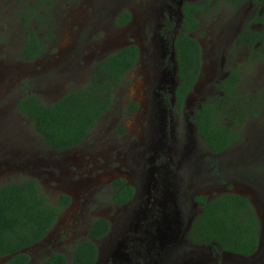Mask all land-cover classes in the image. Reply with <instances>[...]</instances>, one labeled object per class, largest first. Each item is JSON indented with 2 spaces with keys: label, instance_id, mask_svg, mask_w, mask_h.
I'll list each match as a JSON object with an SVG mask.
<instances>
[{
  "label": "rangeland",
  "instance_id": "1",
  "mask_svg": "<svg viewBox=\"0 0 264 264\" xmlns=\"http://www.w3.org/2000/svg\"><path fill=\"white\" fill-rule=\"evenodd\" d=\"M39 1L0 0V186L32 177L51 198L67 193L73 202L48 236L25 250L30 264L54 252L71 259V246L87 238L97 217L110 220L112 229L95 241L96 264H264V104L243 122L242 139L218 155L192 122L201 103L222 95L218 85L231 70L242 75L243 96L264 92V59L248 63L251 47L236 42L258 5L224 2L197 14L200 26L190 35L202 47V70L178 110L173 40L183 4L202 0H42L48 2L46 10L39 9L45 23L33 18L29 27L47 50L27 61L21 57L27 29L21 13ZM126 10L130 21L117 24ZM168 19L175 24L171 29ZM130 44L139 46L140 58L119 86L113 107L83 143L64 151L47 148L18 111L17 100L33 93L53 103L88 84L100 60ZM131 102L139 103L138 111H128ZM119 177L137 190L136 199L125 205L110 199L111 183ZM228 190L249 196L261 220L260 248L251 257L189 238L200 212L196 192L214 198Z\"/></svg>",
  "mask_w": 264,
  "mask_h": 264
},
{
  "label": "trees",
  "instance_id": "2",
  "mask_svg": "<svg viewBox=\"0 0 264 264\" xmlns=\"http://www.w3.org/2000/svg\"><path fill=\"white\" fill-rule=\"evenodd\" d=\"M248 1L256 3L258 10L236 42L251 47L248 63H254L264 59V0H202L183 4L179 33L173 41L180 77L176 89L180 107L202 70V47L197 38L190 35L200 26L197 14L212 11L215 4L225 2L240 6ZM47 3L40 0L21 13L27 28L21 50L24 60H36L47 50L38 31L29 27L33 18L39 19L41 24L45 23V15L39 9L43 7L46 10ZM130 19L131 13L126 10L116 18V23L126 25ZM255 23L262 27L254 28ZM174 25L169 19L166 21L168 28ZM140 54V48L135 44L116 49L100 60L91 81L85 86L69 90L53 103L44 102L36 94L26 93L17 100L16 107L34 124L47 148L53 151L74 148L87 139L91 129L113 107L119 86L135 67ZM241 81L239 70H231L218 85L222 95L208 99L195 110L193 121L200 136L215 154L227 151L242 139L240 131L243 122L247 117L259 114L260 106L264 104V92L255 97L243 96L238 90ZM126 108L135 112L139 103L131 102ZM120 130L125 132L126 128L122 126ZM111 187L112 202L125 204L135 195V187L128 184L125 178L115 179ZM198 200L203 203V211L192 227L191 238L243 257H251L259 250L262 224L249 196L225 192L208 202L204 197ZM72 202L73 198L67 193L51 198L44 192L41 183L32 177L1 185L0 258H6L3 264H30L31 257L25 250L48 236ZM110 230L111 222L97 217L89 228L87 238L71 246V259L63 253L54 252L38 264H96L99 248L95 241L106 236Z\"/></svg>",
  "mask_w": 264,
  "mask_h": 264
},
{
  "label": "flooded vegetation",
  "instance_id": "3",
  "mask_svg": "<svg viewBox=\"0 0 264 264\" xmlns=\"http://www.w3.org/2000/svg\"><path fill=\"white\" fill-rule=\"evenodd\" d=\"M261 12H262V9H261ZM182 16H183V13H182ZM255 25V24H254ZM174 41V40H173ZM173 46V45H172ZM248 46V45H247ZM173 51H174V47H173ZM174 53H175V51H174ZM170 61H171V59H170ZM174 62H175V70H176V81H175V85H174V88H173V92H174V100H175V104H176V106H177V109L178 110H180V109H182L183 108V106L185 105V101H186V99H187V97L189 96V94L194 90V88H195V86H196V84H197V82H198V80H197V82H196V84L194 85V87H193V89L190 91V93H188V95L186 96V98L184 99V103H183V105H182V107H180V105H179V102H178V96L176 95V89H177V87H178V85L180 84V77H179V74H178V65H177V59H176V55H175V60H174ZM229 74V73H228ZM221 83V82H220ZM219 83V84H220ZM202 104V103H201ZM200 104V105H201ZM198 108V107H197ZM139 110V108L137 109V111ZM155 111L152 109V110H149V113H148V116L150 117L153 113H154ZM134 113V112H133ZM195 114V113H194ZM150 122V121H149ZM192 122H193V124H194V126H195V129H196V131H197V133H198V135L200 136V134H199V132H198V127H197V125L195 124V122L193 121V119H192ZM150 125H152L151 124V122H150ZM153 126V125H152ZM156 127L157 128H160V126L159 125H157L156 124ZM155 127V128H156ZM200 138L202 139V137L200 136ZM203 140V139H202ZM204 141V140H203ZM204 143L210 148V146L204 141ZM210 150H211V148H210ZM211 152H212V150H211ZM213 153V152H212ZM213 154H215V153H213ZM221 154V153H220ZM215 155H218V154H215ZM119 178H122V177H119ZM117 179V178H116ZM115 180V179H114ZM113 180V181H114ZM128 183V182H127ZM129 184V183H128ZM131 185V184H130ZM132 186H134V185H132ZM135 187V186H134ZM226 192H235V191H231V190H228V191H226ZM223 193H225V192H223ZM235 193H237V192H235ZM222 194V193H221ZM220 194V195H221ZM240 194V193H239ZM242 195H245V194H242ZM136 196H137V190H136V188H135V195H134V197L132 198V200L131 201H129L128 203H130V202H132L133 200H135L136 199ZM219 196V195H218ZM218 196H216V197H218ZM245 196H247V195H245ZM200 197H204V198H206V200H207V202L208 201H211V200H213V199H215L216 197H214V198H210L207 194H205V193H198V192H196V194H195V196H194V200L199 204V206H200V212H199V214L197 215V217L194 219V221L192 222V225H191V227H190V231H189V238L191 239V241H192V243H195V244H197V245H206V244H203V243H199V242H196L193 238H191L190 237V234H191V232H192V227H193V225L195 224V222L197 221V219H198V217L200 216V214L202 213V211H203V203L202 202H200L198 199L200 198ZM128 203H125V204H128ZM125 204H121V205H125ZM107 219V218H106ZM110 221V220H109ZM111 229H112V224H111ZM111 231V230H110ZM110 233V232H109ZM108 233V234H109ZM107 234V235H108ZM106 235V236H107ZM106 236H104V237H106ZM104 237H102V238H104ZM102 238H100V239H102ZM210 245V244H209ZM226 253H231V252H226ZM231 254H233V253H231ZM99 258V257H98ZM98 261V260H97ZM97 263V262H96Z\"/></svg>",
  "mask_w": 264,
  "mask_h": 264
}]
</instances>
